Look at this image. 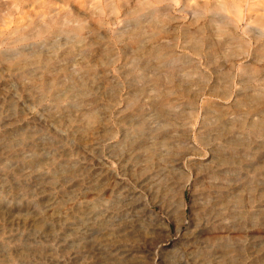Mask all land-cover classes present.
Listing matches in <instances>:
<instances>
[{"label": "bare ground", "instance_id": "bare-ground-1", "mask_svg": "<svg viewBox=\"0 0 264 264\" xmlns=\"http://www.w3.org/2000/svg\"><path fill=\"white\" fill-rule=\"evenodd\" d=\"M163 1L135 0L130 12L138 14L145 11L146 17L140 19L134 14L129 30L116 31L112 36L115 42L127 34L126 37L129 39L127 42L134 44L131 49L129 70L134 78H142V85L130 95L132 97H129V104L131 111L136 113L146 103L144 99L139 102L140 93H149L152 99L154 96L153 108L158 109L160 113L155 112V115L161 117L155 130L159 134L177 131L179 125L181 127L184 125L181 123L182 113H170V110L176 107V101L172 100L171 94L175 87L182 86V80L177 81L174 76L177 73L189 75L186 66L191 63L184 55H178L174 51L177 45L166 37L176 29L185 32V43L188 44L185 46L193 53L204 56L209 63L229 67L238 65L243 69L244 81L247 83L264 78L261 74L264 65L245 61L237 63L239 57L246 54L249 40L239 37L234 29L238 25L237 22L244 21L247 27L257 28L259 36L264 35V0H215V2L195 0L193 4L196 9L192 10L186 8L182 0H171L174 1V6L185 8L175 15L158 6ZM80 2L81 7H85L84 1ZM124 3H126L124 0H96L87 7V17L84 11L81 10L80 13V10L72 9H67L62 14L60 11L48 15L41 14L38 21L32 23L37 24L34 34L41 38L56 32L57 36L61 35L64 38L63 45L59 39L49 40L46 42V51L38 49L30 52L18 51L10 62L20 69L21 76L26 80L24 81L29 82L25 87L22 84L25 89H38L36 101L49 103L47 101L52 100L57 107L70 103L78 109V113L72 112L66 119L52 118L50 113L43 116L50 106L39 104L36 105L38 107L36 110L28 111L27 116L22 103L24 95H13L15 93L13 91L7 94L8 102L0 104V123H5L8 117L10 120L7 123L11 125L10 131L0 130V243L15 240L35 243L30 248H14L6 251L5 255L0 254L4 258L0 264H35L28 258H22L28 255L26 252L37 253L45 257L46 261L50 260L38 264H157L156 257H159L160 261L173 259L177 256H173L174 252L180 254V259L184 258L178 261V264H201L194 257L203 253L206 248L200 245L203 233L216 231L219 232L215 235L217 238H231L235 233L241 232L247 236L251 230L257 229L251 228V224H254L248 220L249 211L243 209L245 203L252 199L249 194L245 196L243 192L247 180L231 182L233 179L226 177L228 180L226 181L220 173L222 168H217L201 175L206 176L209 173V179H221V183L216 187L205 191L211 193L204 201L211 206L213 216L209 215L208 218L199 221L200 223H195L191 218L187 221L185 229H181V224H178L175 239L167 240L163 246L143 247L149 241L154 242L156 235L152 228L145 226L148 217L158 226L160 232L164 233L169 224L161 212L170 216L171 207L175 204L178 221L183 222L185 213L183 188L186 181L193 175L197 177L198 173L197 167L194 169L187 166L191 164L198 166L200 162L197 163L190 157H187L189 161H184L182 153L173 149L170 134L159 135L156 132L157 136H154L148 130H143V127H147L143 126L146 120L144 117L136 118L140 124H137L138 128L131 130L128 138L124 134L119 139L122 142L116 141L110 145L112 148L118 143L122 146L126 141L127 148L116 150L109 155L101 153L99 161H96L95 154L87 155L88 140L93 134L90 130L101 114L94 106H85L88 104L87 96L90 92L86 80L88 77L94 78L100 70L97 65L107 57L109 59L110 52L104 41L90 40V36L94 34V37H99L100 26L110 23L109 19L114 18L119 12L118 6ZM107 11L111 14L106 15ZM207 11L232 13L231 21L211 19L213 33L206 34L205 24L198 21L207 14ZM88 17L95 22H90ZM20 30L18 28L16 33L18 34ZM254 37L258 42L259 37ZM25 38L26 36L21 34L17 37ZM262 41L259 45L260 51L263 50L260 59L264 62ZM64 51L67 55L78 52L85 60L75 63L74 67L66 72L69 73V81L64 85L66 89L57 94L52 89L63 74L51 73V69L56 57ZM95 54L99 57L95 58ZM33 64L39 66L40 74L30 70V65ZM228 73L224 71L223 79L227 78ZM106 77L107 75L95 77L93 80L98 79V83H101L102 79H107ZM262 82L264 83V79ZM260 89L255 88L256 93L246 94L240 101L235 99L230 101L236 109L245 106L243 112L246 114L258 112L257 121H249L248 116H244L240 118L241 120L238 118L237 123H229L224 120L227 111L218 107V104L213 106L215 109L213 120L207 128L215 129L216 133L219 132L218 129L221 131L225 129L224 133L220 131L216 140L218 145L216 153L225 152L227 149V153L219 155L218 158L212 154L214 159L216 157L223 161L235 154L241 158L253 154L252 160L258 157V154L259 159L260 156L263 157L262 152L258 153L249 146L248 141L245 142L236 135L240 130L248 136L264 134V88ZM225 91L222 97H225ZM89 101L95 102V99L90 98ZM8 105L18 109L17 115L1 116ZM139 125L142 126L139 128ZM116 128L113 125L107 133L115 136ZM2 132L7 134L1 135ZM149 138H153L151 143L147 142ZM155 145L161 147L156 149ZM259 147H264L263 140ZM196 150L192 147L193 155L199 154L198 151L195 152ZM108 157V163L101 161ZM261 163H264V160L257 163L251 173L247 174L250 179L257 175L264 177V164L260 165ZM96 165L105 172L104 175L97 172ZM241 165L240 161L232 168ZM248 166L253 165L249 163ZM176 167L181 173L182 182L176 183V197L166 198L169 189L166 176L176 170ZM89 175L93 178L89 179ZM159 175L165 179L162 185L156 182L159 179H155V176ZM184 180L186 181L183 182ZM255 191L260 199H264V184ZM198 195L194 190L190 216L196 215L197 210L203 208L202 206L197 208L195 204ZM153 205L159 207V213L152 212L150 206ZM233 209L237 212H233ZM120 220L122 222L116 224ZM260 222L264 224V211ZM258 223L256 220L257 225ZM86 225L97 227L96 233L90 228L79 234L80 237H87L80 239L87 243L82 249L78 248L79 246L76 247L77 250L67 249L66 247L72 246L69 243L73 244L78 240L76 236L78 231ZM110 235L117 237L118 241L105 244L100 241L102 239L104 241V238ZM170 244L175 247L168 248ZM187 245L189 246L186 247ZM178 246L182 249L179 250ZM238 249L239 251L232 245H223L221 253L237 256L239 252L244 259L252 257L246 248Z\"/></svg>", "mask_w": 264, "mask_h": 264}, {"label": "rangeland", "instance_id": "rangeland-1", "mask_svg": "<svg viewBox=\"0 0 264 264\" xmlns=\"http://www.w3.org/2000/svg\"><path fill=\"white\" fill-rule=\"evenodd\" d=\"M80 1L81 0H0L1 105L4 103V101L5 104L8 102L7 94L13 91L15 92L13 95H24L22 103L25 106V113H27V116H29L28 111L36 110L38 108L36 105L39 104H44L39 106L47 105L50 106L49 108H51H47V113L42 114L43 116L49 115L48 113H50L52 115V118L57 117L60 119V117H64V119H66V117L70 113H78V109H76L70 103L62 107H57L52 100H46L49 103H39L38 101H36L39 94L38 89H25L24 87L29 82H25L26 80L20 74V69H18L14 65H11L10 62L12 61L14 54L18 51L30 52L34 49L46 51V42H48L49 40L59 39L63 45L64 38L61 35L57 36L56 32H53L52 35H46L41 38L37 37L34 34V28L37 24L32 23L34 21L37 22L39 16L43 13L48 15L60 11L59 13L62 14L67 9L76 11L80 10V13L84 11V14H87V17V7L93 4L96 0H83L85 3V7H81L82 3ZM124 1L126 2L124 3V5L122 4L118 6L120 8L118 14H116L114 18H111L110 16V23L100 26V28L98 29V31H100L99 37H94V34H91L90 36V40L98 41L101 39L107 44L106 46L110 48L109 59L107 57L106 59H104V61L100 62L97 65L101 71L99 70L93 78L95 79V77L107 75V79H102L101 83H98V79L93 80L91 77H88L86 80V84L90 88V92L87 96L88 104H86L85 106H94V108L101 114L97 123L90 130V132L93 134H91V139L88 140V146L86 148L87 155L95 154L97 156L95 157L96 161H99V158H101V153H107V155H109L111 153L113 154L116 150H124V148L128 147H125L126 141L122 146L120 143H118L113 148L110 145L112 143H115L116 141L122 142L119 141V139H121L124 134H126V137L128 138L131 130L133 128H138L136 126L140 123L136 119L137 117H144L146 119L143 123V126L145 125L147 127H143L142 129L148 130L151 134H154V136H157L158 132L155 130H157L158 123H160L161 118L155 115V112L158 114L160 113L159 111H157L158 109L154 110L153 108L154 96L152 99L151 94L146 92L140 93V95L137 94L138 97H140L139 102L144 99L146 100V103L141 107L140 110H137L136 113H133L131 111L129 102L132 96L130 97V95L135 90H138L142 85V78H134L133 73H131L129 70L131 65V49L134 44H129L127 42L129 40L126 37L127 34L123 35V38L115 42L112 40V36L116 33V31L125 32L129 30L130 25L133 23L132 16H135L134 14H136L138 18L143 19L146 17V12L142 11L138 14L132 13L130 12V10L133 9L132 7L135 5V0ZM194 1L195 0H182V3L185 4L186 8L192 10L196 9L195 5L193 4ZM210 2H215V0H211ZM173 3L174 1L164 0L158 6L162 9L164 8V10H167L168 13L172 15L179 14L181 13V11L185 10L183 6H174ZM206 13L207 14L203 18H201L200 21H198V23L205 24V29L207 30L206 34L213 33L211 29L214 27L213 24H211V19L231 21L232 17V13L228 12L218 13L214 11H207ZM110 14V11L106 12V15ZM88 20L90 22H95L90 17H88ZM237 23L238 25L234 28L236 29V34H238L239 37L249 40L246 54L239 57L240 59L237 63L245 61L261 66L264 65V62L262 61V59H260L261 55L263 54V50L260 51L261 47H259L261 41H264V35L259 36L258 29L254 26L247 27L244 21ZM18 28L21 30L17 34L16 32ZM92 30L95 31L96 29ZM19 34L25 35L26 38L17 39ZM254 36L259 37L258 42L254 40ZM166 37L169 39V41H172L177 45V49H174V51L178 55H184L188 60L191 61V63L186 66V70L189 71V75L177 73L176 76H174L175 80H182V86L175 87V91L171 94L172 100L176 101V107L172 108L170 110V113H182L183 120L181 123L184 125H182V127L181 125H179L177 127L178 129H176L177 131L170 130L172 131L170 133L168 131H165L158 134H170L169 139L172 142L171 144H173V149H175V151L177 152L182 153V155L185 157L184 161H189L187 157H190L196 160L197 163L200 162V165L194 166L193 164H191L187 166V168L193 167L194 169L197 167L196 170L198 171V173L197 177L193 175V177L191 176L190 180L183 181H186V185L183 188V198L185 203L183 222L178 221V213L177 211H175V204L171 207L172 212L170 216L164 215L161 212L162 216L169 224V226L167 227V231H165L164 233H161L158 226L156 224H153V221H151L148 217L146 219L145 226L152 228L154 230V234L156 235L154 237V242L149 241L143 247L163 246L167 242V240H174L176 226L178 224H181V229H185L187 221H189L191 218L195 223H200L199 221H203L205 218H208L209 215H211L212 217L213 212L211 213V206L207 204V201H204V198L208 196V194H210L211 196V193H206L205 191L210 190L213 186L216 187L219 183H221V179H209V173L206 176L201 175L210 172L211 169L222 168L220 173L223 174V179H225L226 177H230V179H233L231 182H235L237 180H247L248 183L246 186L244 183L245 190L243 192L245 196L249 194L252 199L245 203V207L243 209L249 211L248 220L249 222L254 224H251V228L254 227L257 229H254L253 231L251 230L247 236L243 235L241 232L235 233L233 236H231V238H217L215 235L219 232L207 231L203 233V238L200 239V245L206 246V248L204 249L203 253H199L194 258L197 259L201 264H264V224L260 222L262 211H264V199H260L255 191L257 188L261 187L264 184V177L257 175L250 179L247 176V174L251 170H253L252 168L257 163L264 160V147L258 148L260 142L262 140L264 141V134L262 136H248L242 130H240L241 133L236 132V135L243 141L249 142L250 147L254 148V150H257L258 153L259 151L260 153L262 152L263 157L260 156V159L258 153V157L254 158L253 160V154L242 158L240 157V155L235 154V156L231 155L225 158L223 161H219V159H217L219 155H224L227 153V149L225 150V152L220 151L218 152V154L216 153V149L218 147L216 140L218 139L221 130L218 129L219 132L216 133L215 129L208 130L207 128L209 127L208 124L210 123V121L213 120L215 110L213 106L215 104H218V107L224 108V110L227 111L224 120L229 121V123H237V121H239V119L243 118L244 116H248L247 119L249 121H257L259 117L258 112L246 114L243 112L245 111V106L236 109L230 103V101L232 102L234 99L240 101L246 94L253 95L254 93H256L255 88H259V90H261L260 87L264 88V83L262 82L264 78L262 80L255 79L252 82L247 83L244 81L243 69H241L238 65L229 67L225 65L218 66L214 65L213 63H209L204 56L193 53L190 48H187L185 46V44H188L185 43L186 36L184 31L176 29L175 32L166 35ZM107 49L105 51H107ZM97 57H99V55L95 54V58ZM82 59L85 60L83 56H81L78 52H71L69 55H67L64 51L60 56L56 57L54 66L51 69V73H54L56 75L63 74V76L59 79L55 88L52 89L55 93L59 94L65 91L66 87L64 85L69 81V73L66 72L73 68L74 64ZM37 66L38 65L36 64L30 65V70L32 72L37 71V74H40L39 66ZM224 71L229 72L228 74H226V79H223ZM261 74L262 76H264V66L262 67ZM185 83L187 84V87H185ZM22 84H24V87L22 86ZM20 87H22L23 90H21ZM224 91L225 97H222ZM10 95L12 96V93ZM90 98H94L95 102H90ZM156 100L157 99H155V101ZM41 112L42 111H40V113ZM191 112L192 114L194 113V115H192ZM17 113L18 109L12 108L10 107V105H8L7 109H4L1 116H15L17 115ZM6 119L7 120L5 121V123H0V130H9V127L11 125H9L7 122L10 119H8V117ZM30 120L32 121L33 118H31ZM31 125L34 124L31 123ZM113 125L117 127L115 136L107 133V131L112 129ZM141 126L139 125V128ZM6 132H2L1 135H6ZM221 132L224 133L225 129H223ZM152 140L153 138H149L147 142L151 143ZM160 147L161 146L159 145H155L156 149H159ZM192 147H195L197 149L195 152L198 151L199 154L193 155ZM162 149L163 148H161V150ZM212 154L216 155L217 158L215 157L214 159L212 157ZM239 160L242 162V165L233 169L232 167L236 166V164L240 162ZM101 161L108 163L109 157L104 158ZM249 163H251L253 166L249 167ZM262 164L264 163H261L260 165ZM229 167H231V169ZM95 169L98 173H102L103 175L105 174V172L102 171V169H100L98 165L95 166ZM90 178H93V176L89 175V179ZM227 178L226 181H228ZM155 179H159L156 182L160 185L164 184L165 179H163L161 175L155 176ZM166 179L168 180L167 187L170 189H168L167 191L168 196L166 198H175L177 194V190L175 189L176 183L182 182L181 173H179L178 167H176V170H173L169 175H167ZM209 185H211V187H208ZM194 190L199 194L197 201H195V204H197V208L201 206L203 208L198 209L196 215L190 216V206L192 205V202L194 200ZM172 201H175V199H172ZM150 209L154 214L160 212V209L157 205L150 206ZM233 212H237V210L233 209ZM256 220H258L259 225L256 224ZM120 222H122V220L118 221L116 224ZM90 228L94 229L93 233H96L97 227L95 228L92 225H86V227L83 226L80 228L78 234L76 235L78 236V240H75L73 244L69 243L72 246H68L66 248H73L74 250H77L78 248L82 249L87 242H82L80 239H87V237H80L79 234L88 231ZM236 235L237 237H235ZM100 241L103 244L107 242L115 243L116 241H118V238L110 235L106 236V238H104V241L103 239ZM34 245L35 243L22 242L18 240L12 241L10 243L4 242L0 245V254L5 255L6 251L10 249H25L30 248ZM223 245H232L238 251V248H246L247 251L251 253L250 256L252 257L244 259V257H242L239 252L237 256L232 254V256L222 255L221 249ZM77 246L79 247L76 248ZM188 246L189 245H187L186 247ZM173 247H175V245L172 246L170 244L168 246V248ZM178 249L181 250L182 248L178 246ZM242 252L243 251H241V254ZM26 253H28V255H25V257L22 258H28V260L35 262V264L50 261H46L45 257H42V255H39L37 253ZM174 255L177 256L173 259L169 258L163 259L161 261L159 257H156L157 264H178V261L184 259H180V254H177L176 252L173 253V256ZM3 259L4 258L0 255V263L3 262Z\"/></svg>", "mask_w": 264, "mask_h": 264}]
</instances>
